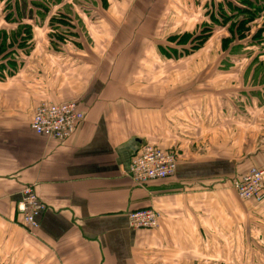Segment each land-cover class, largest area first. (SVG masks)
Returning a JSON list of instances; mask_svg holds the SVG:
<instances>
[{"label": "crops", "instance_id": "1", "mask_svg": "<svg viewBox=\"0 0 264 264\" xmlns=\"http://www.w3.org/2000/svg\"><path fill=\"white\" fill-rule=\"evenodd\" d=\"M29 1L18 23L31 48L0 72V264H264V199L227 189L264 166V54L231 92L171 88L185 76L153 70L163 58L138 24L145 0ZM166 1L184 11L196 0ZM69 101L84 114L70 138L29 129L39 104ZM145 146L174 153L176 171L138 187L127 171ZM31 184L46 206L34 235L16 211ZM146 208L158 228L131 229L127 214Z\"/></svg>", "mask_w": 264, "mask_h": 264}, {"label": "rangeland", "instance_id": "2", "mask_svg": "<svg viewBox=\"0 0 264 264\" xmlns=\"http://www.w3.org/2000/svg\"><path fill=\"white\" fill-rule=\"evenodd\" d=\"M28 1L0 0V7L7 13L5 20L13 25L8 31H0V72L15 70L12 63L31 48L30 31L18 23L27 22L25 8L37 6L36 2ZM247 1L251 3L249 9L254 19L245 22L242 27L246 29L245 37L240 40L236 25L240 28L239 23L250 16L241 15V9L247 8L244 0H196L191 9L184 11L176 10L166 0H145L138 24L146 25V33L153 34V55L163 58L162 64L154 62L153 70L183 72V79H169L171 88L180 83L203 88L214 96L231 92V88L235 90V86H240L242 70L253 64L252 58L256 59L257 54H264V0ZM56 20L67 23L61 15ZM150 39L149 36L147 40ZM7 57L14 62L5 61L4 65L2 60ZM157 81L166 83L165 79ZM227 189L234 192L230 183Z\"/></svg>", "mask_w": 264, "mask_h": 264}, {"label": "built area", "instance_id": "3", "mask_svg": "<svg viewBox=\"0 0 264 264\" xmlns=\"http://www.w3.org/2000/svg\"><path fill=\"white\" fill-rule=\"evenodd\" d=\"M84 120V114L76 101L59 104L41 103L35 109L29 129L37 136L56 142L70 138ZM177 158L174 153L145 146L134 156L128 166L127 176L138 187H145L154 180L174 175ZM230 187L241 201L264 199V166L251 167L241 177H233ZM16 211L22 217V226L30 235L38 230V218L46 206L36 195L34 185L22 187ZM162 215L153 208L131 211L127 214L128 226L133 230L157 229Z\"/></svg>", "mask_w": 264, "mask_h": 264}, {"label": "trees", "instance_id": "4", "mask_svg": "<svg viewBox=\"0 0 264 264\" xmlns=\"http://www.w3.org/2000/svg\"><path fill=\"white\" fill-rule=\"evenodd\" d=\"M247 0H244V3H247V4H245V6H247V8L246 9H244V10H242L241 9V15L242 14H244V15H250V16H245V18H244V21H241L240 23H239V25H240V28L236 25V31H237V34H238V36H239V38H240V40L241 39H244V35H243V33H244V30L246 31V29H243L242 27L244 26V24H245V22H249V21H252L253 19H254V14H252V12L253 11H251V9H249V5L251 4L250 2H246ZM257 10H254V13L256 12ZM259 11V10H258Z\"/></svg>", "mask_w": 264, "mask_h": 264}]
</instances>
